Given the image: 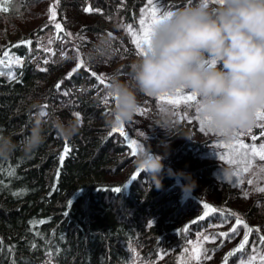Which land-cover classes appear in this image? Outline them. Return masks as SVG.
Returning <instances> with one entry per match:
<instances>
[{
    "label": "trees",
    "instance_id": "16d2710c",
    "mask_svg": "<svg viewBox=\"0 0 264 264\" xmlns=\"http://www.w3.org/2000/svg\"><path fill=\"white\" fill-rule=\"evenodd\" d=\"M39 1L0 0V60L5 61L0 64V133L11 136L14 142L27 135L35 101L47 105L51 115L64 120L75 119L73 113L78 112L82 123L71 140L63 139L46 124L45 143L31 158L17 149L9 159L0 160V264H48V259L54 264H138L143 260L146 262L142 264H177L182 258L179 251L184 256V232L215 212L231 213L236 189L230 179L231 168L221 169L223 174L216 177L217 164L208 163L188 169V175L206 181L200 194L193 191L190 196L191 192L182 186L185 179L179 171L163 161V186L158 190L148 181L147 173L137 174L134 166L128 169L132 155L129 142L135 141L144 150L151 147L149 139L133 136L124 125L122 141H116L114 128L107 126L105 113L112 106L105 95L107 80L100 84L90 70L107 78L114 71L121 76L128 74L139 52L125 26L136 25L144 0H65L64 5L74 10L76 19L68 23L58 17L63 28L59 33L71 37L78 46L76 61L71 65L57 62L50 55L38 58L41 62L37 65L33 63L32 37L41 27L24 30L20 23ZM87 8L93 11H85ZM56 9L61 11L59 6ZM79 33L88 38L80 40ZM109 33L119 49L117 56L89 63L88 50ZM28 40L31 46L25 43ZM5 51L9 57L4 56ZM10 58H19L23 63H9ZM80 59L84 67L77 68ZM108 64L115 66L108 69ZM69 73L73 74L67 79ZM161 105L171 106L178 113L180 123L172 140L185 137L187 126L199 125L193 104H181L177 109L156 99L149 103L154 111ZM185 112L191 124L181 119ZM255 127L251 134L239 130L246 133L240 139L244 142L252 139V134L258 136ZM195 143L196 139H183L176 155L188 157ZM65 144L71 151L61 166L59 157ZM9 168L15 170V175H8ZM133 175L136 179L130 180ZM117 187L120 192L113 191ZM186 198L198 204L193 218L182 215ZM205 204L217 211L208 212ZM239 217L243 226L262 232L263 192L243 202ZM242 240L220 254L216 264H227L239 252L236 249Z\"/></svg>",
    "mask_w": 264,
    "mask_h": 264
},
{
    "label": "clouds",
    "instance_id": "9594fccd",
    "mask_svg": "<svg viewBox=\"0 0 264 264\" xmlns=\"http://www.w3.org/2000/svg\"><path fill=\"white\" fill-rule=\"evenodd\" d=\"M118 52L113 37L103 35L86 58L89 63H100ZM145 53L130 64L127 78L119 71L107 78L105 95L112 105L109 128L135 120L141 108L139 96L158 98L178 90L196 95V115L225 141L234 139L239 130L253 128L257 114L264 111V0H189L187 6L171 11L153 26ZM32 108L27 135L14 142L0 133V160L9 159L17 149L31 158L45 143L46 124L66 140L78 134L81 122L76 118L53 116L38 101ZM179 123L174 108L160 106L155 129L171 139ZM161 143L165 145L163 154L148 147L133 162L134 169L147 173L158 190L163 186V160L171 148L169 142ZM186 178L189 183L184 190L190 193L196 182L190 175Z\"/></svg>",
    "mask_w": 264,
    "mask_h": 264
},
{
    "label": "rangeland",
    "instance_id": "374dc122",
    "mask_svg": "<svg viewBox=\"0 0 264 264\" xmlns=\"http://www.w3.org/2000/svg\"><path fill=\"white\" fill-rule=\"evenodd\" d=\"M52 1L53 0H41L37 3H34L32 10L26 15V17L23 19V22L20 23V26L23 27L24 30L33 28L37 25L41 27V29L37 33L33 34L32 37L34 42V64L37 65L41 62L38 61V58L44 59L47 58L48 55H50L53 60L57 62H64L66 65H71L76 61V45L74 44L73 39L71 37H65L62 34L56 32L54 22L50 20V9L53 5ZM192 2L195 3V0H192ZM154 3L156 7L161 11H174L176 9L187 6L189 4V0H154ZM64 4L65 0H59L57 6H59L61 11L56 9V22H59V16H61L63 19H67L68 23L76 22L74 10ZM149 9L150 6L148 4V0H144L139 10L138 21L133 27L135 31H141L139 25V21L141 19H144L146 23H151L150 17L145 15V12ZM78 35L80 40L81 38H88V35H84L81 33H79ZM57 36L59 38H57ZM50 39L53 42L49 45L48 41ZM45 48H51L52 51L55 52V55L53 56L51 52H46L44 50ZM62 52H67V55L62 56ZM114 66L115 65L112 64L105 65V67L108 69H113ZM122 77L127 78V74L122 75ZM60 92L63 93V90L61 89ZM138 98L141 101L140 109L141 111H145L146 114L142 115L138 113L132 123L126 124L125 126L127 132L136 137L146 136L149 139L150 146L153 152L159 154H163V148L165 147V145L161 142H169L171 144L170 155H168L167 158L163 161H165V163L169 166H175L177 171H179L180 176L185 179V183L182 184L184 188L189 183V180L186 178V176H188V169H191L196 166L208 163H216V172H214L216 177L220 174H223L220 171L221 169L226 170L228 168H231L233 174L239 171L238 166L228 163L226 159H221V157L225 155L227 150L217 147L219 143L235 142L236 136L231 141H225L222 138L218 137L216 134L210 132L208 129H205L202 132L200 130V125H197L194 128H190V126H187L185 129V137L189 136L191 139H196L197 143L191 146L188 157H179V155H176V152L178 151L177 145L183 139H169L162 130H160L159 128L155 129L154 120L159 108H157V110L155 111L151 110L149 103L152 101V99H156L157 101L158 99L145 96H139ZM193 106L195 108V103H193ZM109 112L110 111H107L105 113V117H108ZM259 123L261 122L257 120L256 125ZM255 128L259 130L260 135L262 129L257 126ZM175 130L173 131V135L175 134ZM113 135L116 141H122L120 132L116 131ZM252 135L256 136V134ZM262 140H264V136H261L260 139L256 140H252L251 138H249V140H244V143L255 144L258 147ZM155 141H158L159 144ZM136 157L137 154L130 155L128 169L134 166L133 162ZM262 164H264V161H260L258 157L255 158L250 171L242 173V178L244 181L243 184L237 182V178L235 175H230L232 185L236 189V195L232 201L231 208L233 209V211L231 213H235L239 216V211L243 207V202L254 199L259 192H262L255 190L258 187H264V172H261L260 168L258 167V165ZM181 173L185 175H181ZM207 176L209 175H206V177ZM191 178L196 182V187L193 191H195L197 194H200L201 189H203V186L206 181H203L204 179L197 180L193 177ZM249 179L253 181L252 184L248 183ZM192 192L190 196H193ZM245 193H247V195H245ZM179 194L182 195L183 193L179 192ZM207 195L209 194L207 193ZM196 207H198L197 203H193L192 199L189 200L188 198H186L182 215L186 218H193V215L195 214V212H197ZM233 228H236L235 232L232 231ZM261 230V233H258L256 230H253L248 235V244L244 246L243 250L231 256V258L228 259L227 264H240L242 260L245 262V264H248V260L254 254L252 252L253 245L256 246L258 253L264 254V244H261L259 239L260 236H264V229ZM222 233H227L230 238H225L223 235H221ZM244 234V226L243 224L237 226L236 216L215 212L212 216H208L205 222L200 221L197 224L193 223L191 227L184 232V256L180 254L179 251V255H181L182 258L177 261V264H216L219 261V255L223 254L226 249H230L233 245L237 244L240 238L243 239ZM204 237H208L209 239L205 241L203 239ZM212 238H215L214 241ZM197 242H199L202 246L200 250V259L198 261L192 259L193 245ZM159 249L162 250V247L159 246ZM137 255L138 254L132 257L134 258ZM144 262L146 261L143 260L141 263L138 264H142ZM48 264L54 263L48 259ZM255 264H259V260H257Z\"/></svg>",
    "mask_w": 264,
    "mask_h": 264
},
{
    "label": "snow or ice",
    "instance_id": "6c2138e0",
    "mask_svg": "<svg viewBox=\"0 0 264 264\" xmlns=\"http://www.w3.org/2000/svg\"><path fill=\"white\" fill-rule=\"evenodd\" d=\"M58 3H59V0H55L53 7L50 9V20L52 22H54L55 29L59 33V32L63 31V28L59 22H56V6L58 5ZM148 4L150 6V9L145 12V15L150 17L151 23H146V21L144 19H141L139 21V25L141 28L140 32L134 31L133 26L131 24L125 26V31L132 37V42L135 44L140 55L146 54L145 53V46L150 45V38H151L153 26L155 24L159 23L160 20L164 16H170L171 15L170 10L161 11L160 9H158L154 3V0H148ZM85 11L91 12V11H93V9L87 8V9H85ZM66 35L71 36L72 34L66 33ZM108 35L112 36V33H109ZM57 38H59V37L57 36ZM52 42L53 41L50 39L48 41V44L50 45ZM25 43L28 46H31V40H28ZM44 50L46 52H51V54L53 56L55 55V52L52 51L51 48H45ZM76 51L78 53V46H76ZM61 55L66 56L67 52H62ZM4 56L9 57V53L7 51H5ZM47 62H48L47 60L44 61V63H47ZM4 63H5L4 60H0V64H4ZM9 63H17V64L22 65L23 61L20 60L19 58H10ZM79 67H84L83 59L79 60L77 68H79ZM41 70L46 71V69H43V68ZM74 71H76V69H74L73 72ZM72 74L73 73H69L66 78L70 79ZM90 75L95 77V79L100 84H105V82L107 80V77H105L103 75H98L94 70H90ZM13 78H15L14 74H13ZM62 83H63V81L59 82L56 85L57 90L60 89ZM68 94L69 93L64 92V95H68ZM157 99H158V101H160L162 103L171 104L174 107H176L177 109L179 108V106L181 104H184V105H187L188 107H191V105L193 103H196V101H197V97L195 94L190 93V92H185L182 90H178L175 94L164 95V96L158 97ZM44 107L47 108V105H44ZM139 113L142 115L146 114V112L141 111V109H140ZM73 115L75 116V118L77 120H79L82 123V117L80 116V114L78 112H74ZM177 115H178V113H177ZM181 119H184L189 124L192 123V119L188 117L187 112L184 113V115L181 117ZM195 119L199 122L200 130L202 132L205 129H207L205 123L203 121H201L198 118V116H196ZM257 120L260 121L261 123L257 124L256 126L261 128L262 131H261L259 136H252V140L260 139L261 136H264V111H261L257 114ZM113 131L114 132L118 131V132H120L121 135H123L125 132V129H124V126H121L119 128H114ZM245 134L246 133H244V132H237L235 134V136H236L235 142H233V143H219L217 145V147L227 150L225 155L222 156L221 159H226L228 163L234 164V165L239 167V171L234 173L233 175L236 176L237 182L240 184L244 183L243 178H242V173L250 171L255 158L258 157L260 161H264V140L261 141V143L258 147L255 144L244 143L240 139V137L245 135ZM247 134H251V128L247 129ZM129 143H130V147H131L133 155L137 154L138 151H143L142 145L136 144L135 141H130ZM70 151H71L70 147H68L67 144H65L63 152L61 153V155L59 157L61 166L63 165L64 159L69 155ZM258 167L260 168L261 172H264V164L258 165ZM2 170L3 169L0 168V171H2ZM139 172H141V171L137 170V174ZM8 175L9 176L15 175V170L12 168H9L8 169ZM135 179H136V175H133L130 177V180H135ZM248 183L252 184L253 181L251 179H249ZM125 187H127V185H125ZM255 190L264 192V187H258ZM113 191L120 192L121 189L117 187V188H114ZM245 195H247V193H245ZM204 207H205V209H207L208 212L217 211L216 209L209 207L207 204H205ZM205 215H207V213H205ZM229 215L237 217L236 218L237 226H239L240 224L243 223V221L241 220V218L239 216H237V214L229 213ZM41 223H42V221H41ZM244 227L247 229V233L244 235V238H243L241 244L239 245L238 249H236V251L243 250L244 246L248 244V235L253 231V229L249 228L246 224L244 225ZM232 231L235 232L236 228H233ZM256 231L259 232V229H256ZM221 235H223L225 238H230L227 233H222ZM203 239L205 241H207L209 238L204 237ZM212 239L214 241L215 238H212ZM259 239H260L261 244H264V236H260ZM201 247L202 246L199 242H197L196 244L193 245L192 259L197 260V261L200 259ZM252 252L254 254L248 260V264H255V262L257 260H259V264H264V254L258 253L255 245H253ZM240 264H245V262L242 260L240 262Z\"/></svg>",
    "mask_w": 264,
    "mask_h": 264
}]
</instances>
